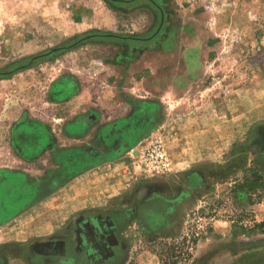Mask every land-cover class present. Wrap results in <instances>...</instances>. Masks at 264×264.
<instances>
[{
  "label": "rangeland",
  "instance_id": "obj_1",
  "mask_svg": "<svg viewBox=\"0 0 264 264\" xmlns=\"http://www.w3.org/2000/svg\"><path fill=\"white\" fill-rule=\"evenodd\" d=\"M156 1L163 18L150 0H0V169L35 171L9 141L23 120L101 153L0 223L11 259L82 213L123 210L120 264H170L183 236L176 264H264V189L241 186L247 168L264 184V0Z\"/></svg>",
  "mask_w": 264,
  "mask_h": 264
},
{
  "label": "flooded vegetation",
  "instance_id": "obj_2",
  "mask_svg": "<svg viewBox=\"0 0 264 264\" xmlns=\"http://www.w3.org/2000/svg\"><path fill=\"white\" fill-rule=\"evenodd\" d=\"M81 118L83 117L66 124L67 134H78L80 129L86 126L87 123ZM23 124L26 128L20 133L22 137L16 136V125L11 131L9 141L15 155L23 161L29 162L35 171L29 173V171L21 169H0V192L7 191L5 194L9 195L11 201V204H8L9 207H18L21 204L19 195L11 192L13 189H22L24 192L22 197L26 201V198L28 200L35 197L38 190L44 191L56 187L59 183V177L58 172L55 171L60 167L57 158L62 153V149L75 148V146H56L57 141L51 128L44 123L33 121ZM115 152L117 151L115 150ZM44 157L45 160L42 159ZM43 160L48 164L41 166L40 161ZM50 163H55L56 167L47 168ZM31 176L37 178L31 180L29 179ZM45 179L49 180L44 183ZM6 185L9 187L6 188ZM23 189L31 190L33 193L27 190L25 192ZM154 201L142 204L137 209L142 210L147 215L150 213L151 203ZM28 202L29 200L25 203ZM25 203L23 204L24 207ZM124 214L125 211L123 210H112L101 214L92 211L82 213L69 227L63 229V233L60 231V233H54L47 238L33 240L30 245L31 250L23 254L22 259H11L8 255L9 253L17 254L21 251L13 248L8 251L1 248L0 264H8L14 259H18L22 264H120L126 255L125 240L121 234L122 225L119 224ZM126 214L128 213L126 212ZM10 216L9 213L2 214L0 223L9 220ZM150 216L152 222H157V217L152 214ZM41 241L43 243H40ZM44 241L51 243L45 245ZM10 246L15 247L16 245Z\"/></svg>",
  "mask_w": 264,
  "mask_h": 264
},
{
  "label": "trees",
  "instance_id": "obj_3",
  "mask_svg": "<svg viewBox=\"0 0 264 264\" xmlns=\"http://www.w3.org/2000/svg\"><path fill=\"white\" fill-rule=\"evenodd\" d=\"M150 1H152L154 3V5L156 7L155 9L157 10V12H159V14L161 16H163L165 13V10H164V7L160 4V2H157V1L154 2L155 0H150ZM107 34H111V33H107ZM87 35H89V34H87ZM113 35H116V34H113ZM91 37L92 38L101 37V38L111 39V40L131 39L130 36H119V35H116L115 37H103V36H101V34H97V33H93ZM25 122L30 123L33 121H25V120L21 121L19 123V125H17V127H16V130H15L16 136L22 137L20 135V133H21V131L24 130V128H26L23 124ZM125 124L126 123L124 122V125ZM136 126H139V125L136 124ZM129 128H131V127L125 125L126 130L127 129L130 130ZM139 128H141V126H139ZM61 151H62V153H60L59 157L57 158L60 167L58 170L55 171V172H58L57 174L59 177V181H64L68 178H71L72 176L76 175L80 171L95 165L100 158L98 155L101 154V153H98V155H97L94 153L93 155H91L80 147H75V148H71V149H67V150L62 149ZM247 171H250V174L248 176H245L244 183H242L241 186L245 187L246 189L251 190L252 192H254L256 189H264L263 182L259 181L261 178L260 175L256 171H254V169H252V168H247ZM46 180H49V179H45L44 183L46 182ZM5 187L7 188L9 186L6 185ZM23 190L25 192L29 191V192L33 193V191L28 190V189H23ZM12 191L15 192L17 196L19 195V198L21 200V204L18 207H12V206L9 207L8 204H11V201L9 200V195L5 194V192H7V191L5 190V192H0V216H2V214H6V213H9L11 215L17 213L18 211H20L21 209L24 208L23 204L29 200V199L27 200V198H26V201H25V199H23L22 195L24 192L22 191V189H13V190H11V192ZM26 204L27 203H25V206H26ZM262 226H264V220L254 224V227H260L261 228ZM195 239H196L195 237L192 238V241L195 242ZM185 241H187V239L185 236H183L182 241H181L182 244L179 245V250H177V251H174L178 247L177 245L176 246L171 245L169 247L171 249V251H170L171 255L169 256V258H171L169 261L170 264H176L177 258L180 256H184L183 248L186 245ZM188 245L185 247L186 250H187ZM174 252H178V253H175V255H174ZM188 254H189V252H188Z\"/></svg>",
  "mask_w": 264,
  "mask_h": 264
},
{
  "label": "water",
  "instance_id": "obj_4",
  "mask_svg": "<svg viewBox=\"0 0 264 264\" xmlns=\"http://www.w3.org/2000/svg\"><path fill=\"white\" fill-rule=\"evenodd\" d=\"M163 18V16H161ZM92 34H89V35H86L84 36L83 38H86V37H91ZM101 36L103 37H115L116 35H113V34H107V33H103L101 34ZM143 40H147L149 39L148 37L147 38H142ZM65 47H57V48H50L48 49L47 51L43 52L40 56H46V55H54L56 54L59 50H62L64 49Z\"/></svg>",
  "mask_w": 264,
  "mask_h": 264
},
{
  "label": "built area",
  "instance_id": "obj_5",
  "mask_svg": "<svg viewBox=\"0 0 264 264\" xmlns=\"http://www.w3.org/2000/svg\"><path fill=\"white\" fill-rule=\"evenodd\" d=\"M166 159L165 151L159 150L156 152L155 162L158 164L156 165L158 168H163L166 166Z\"/></svg>",
  "mask_w": 264,
  "mask_h": 264
}]
</instances>
